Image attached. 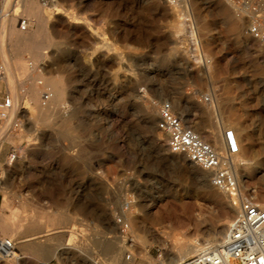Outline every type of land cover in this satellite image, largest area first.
Here are the masks:
<instances>
[{
	"label": "rangeland",
	"instance_id": "rangeland-1",
	"mask_svg": "<svg viewBox=\"0 0 264 264\" xmlns=\"http://www.w3.org/2000/svg\"><path fill=\"white\" fill-rule=\"evenodd\" d=\"M16 1L0 0V28L17 8L16 27L37 29V19ZM38 3L51 20L52 41L44 58L19 55L23 68H37L20 76V92L31 85L45 90L56 77L64 98L54 109L44 101L41 110L23 108L19 124L8 129L0 151V239L16 242L22 258L0 256V264H171L167 250L209 237L233 197L264 202V47L258 45L264 40L249 34L250 7L242 0ZM42 42L43 36L35 40ZM7 54L16 58L13 49ZM2 57L0 50V100L12 98ZM204 59L212 63L210 77ZM166 100L193 116L206 138L214 123L223 125L222 139L225 128L246 127L240 159L231 158L236 194L170 152L157 128ZM152 111H158L154 122L145 118ZM30 112L39 117L35 123ZM6 121L0 118V134ZM14 148L21 157L12 158ZM198 210L208 213L205 224ZM106 241L119 242L116 261Z\"/></svg>",
	"mask_w": 264,
	"mask_h": 264
},
{
	"label": "built area",
	"instance_id": "built-area-1",
	"mask_svg": "<svg viewBox=\"0 0 264 264\" xmlns=\"http://www.w3.org/2000/svg\"><path fill=\"white\" fill-rule=\"evenodd\" d=\"M250 7L249 34L256 39L264 40V0H242ZM27 22L21 20V27ZM51 97L50 89L42 94L47 102ZM13 100L7 95L0 100V118H5L12 107ZM157 128L166 137L170 152L184 155L191 163L207 170L210 183L226 193H237L239 182L231 162V155L239 152V139L232 128L224 131L225 152L216 149L204 140L187 123L186 112L175 111L170 101L159 105ZM19 123L16 122L15 125ZM19 148H14L12 158L21 157ZM11 239L0 245L2 250L12 248ZM127 259L132 258L129 252ZM175 264H264V205L252 196L242 198L237 213L230 220L224 234L212 245Z\"/></svg>",
	"mask_w": 264,
	"mask_h": 264
},
{
	"label": "bare ground",
	"instance_id": "bare-ground-1",
	"mask_svg": "<svg viewBox=\"0 0 264 264\" xmlns=\"http://www.w3.org/2000/svg\"><path fill=\"white\" fill-rule=\"evenodd\" d=\"M16 5H21V9L23 10V13H25L28 16V18L29 17H35V19H37V21H38L37 22L38 27L35 30L26 29L27 31L19 29V27L17 28L16 27V21H17L18 16H19V10L17 8L14 9L12 11V13H10L9 15H6L5 17L3 16V19L1 22L0 50H1V53L3 56L2 58L4 60L5 68H6V70H5L6 73L3 76V80L7 81L8 83L10 82L9 83L10 85L8 84V86L10 87V89H11L10 91L12 92L13 105L8 110L7 115H6L7 121H6L5 130L0 134L1 135V137H0V151L3 147V144L9 138L8 137V129L10 128V126H13L12 124H16V118L20 114V111L22 112V109L27 108L28 106H31V105H33L32 108L39 109V110H41L44 107L43 100H42V91L44 89H39V87H37L36 85H31V87H29L27 90H25L24 93L20 92V88L22 87V84L24 82V81H22V78L20 76L26 75L29 77L31 72L36 68V65L32 67L31 71L23 68L21 61L19 59V55L22 54L23 51H31L34 53L36 58H41V57H43V55H45V53H44L45 49L44 48L47 46H50L51 41H52V37H51L50 32H49V21H51V20H49L50 18L44 17L46 15L45 9L43 11V7L41 5H39L38 0H19L18 2L16 1ZM55 12L59 13V11H55ZM72 19H74V18H71L70 20L72 21ZM19 26H21V25H19ZM39 36H43V42L35 44V40L37 38H39ZM257 40H259V39H257ZM258 45H259V48H262V46L264 47V44L261 45L260 43H258ZM11 49L15 50V52H16V58L15 59H10V57L7 54V51L11 50ZM200 56H201V54H200ZM200 56H199V58L201 59ZM204 67L207 69L206 72H208V76L210 77V75H211L210 73L212 70V63L210 61L208 62L207 60H205ZM33 78H35V77H33ZM47 81L49 82L48 85H50V87L48 89H50V91H51V97L46 102V104H47L48 108L54 109V105L53 106H50V105L53 103H56L57 99H60V98L63 99L64 98V89H63V85H62L61 81L56 77H50ZM33 84H35V83H33ZM24 89H26V88H24ZM25 97H26V100H25ZM23 100L26 103V105H23V104L21 105ZM25 114L26 113H24V115ZM156 115H158V111L146 112L145 118L148 119V121L149 120L153 121L155 119ZM187 115H188L187 123L195 130V132H197L204 140L211 143L219 151H221L220 150L221 148H224V150H225V148H226L225 140L223 141L224 138L222 139V135H221L222 130H223L222 124H220V123L212 124L210 126V129L206 130V133H207L206 136L208 137V138H206L205 135L203 134V131L199 130L193 124L195 121L194 117L189 115V114H187ZM28 118L33 123H35L39 119L38 115H34L33 112L32 113L30 112ZM226 129L227 128H225L224 131ZM232 129L236 132L238 139H239V152L231 155L233 162L237 163L238 160L240 159L239 153H240L241 148H242L241 147L242 138L246 137L245 135L247 134V129L244 126H234V128H232ZM17 137H18L17 135L16 136L13 135L12 139L15 141H21L22 140V139L19 140L20 137H18L19 139ZM234 165L236 166L237 164H234ZM232 166H233V163H232ZM233 169H234V167H233ZM201 170H202L201 175L204 176L205 178H207L208 182H209V178H210L209 172L203 168H201ZM234 172H235V170H234ZM244 190H247V189L244 188ZM249 196H252V195H250V194H248V195L241 194V196L237 195V196L233 197L226 204V211L223 212L224 213V215H222L223 217L221 219H219L218 223L215 224V226L212 228V231H211L212 234L209 235V237L204 238L202 240L197 239V238H190L187 241L180 243L179 245H173L171 250L170 251L167 250V252H166L169 262L171 264H175L177 261L184 259L186 257H189L192 254L196 253L197 251L202 249L204 246H209V245L215 244L220 239L219 237L225 232L226 226L230 222L229 221L230 218L234 214L237 213L238 207H239V204H240L242 198L249 197ZM252 197L255 200L257 199V198H255L256 197L255 195ZM257 201H258V199H257ZM261 204L264 205V202H262ZM208 211H210V210H208ZM205 212H203V211L196 212V218L198 220H200V222H202L203 220L204 221L206 220L205 216H204ZM11 219H13V218H11ZM171 219L173 221H175L178 226H179V224H181V223L178 224V222H180L181 220L177 215L171 216ZM16 220H18V219H16ZM194 222H195V220H194ZM205 223H206V221L204 223L202 222V224H205ZM5 241H6V238H1L0 239V245L2 243H5ZM10 242L12 243V248L7 249V250H2L0 248V256H2L4 258H15L17 260L22 258V256H21L22 252H19L20 250L18 249L16 242H13L12 240H10ZM105 247H106L105 252L107 253L108 258L112 262L116 261L118 259V252H119V247H120L119 242L115 241V244H114V241H113V242H110V244H108V241H106ZM161 264H165V263H161ZM166 264H169V263L167 262Z\"/></svg>",
	"mask_w": 264,
	"mask_h": 264
},
{
	"label": "crops",
	"instance_id": "crops-1",
	"mask_svg": "<svg viewBox=\"0 0 264 264\" xmlns=\"http://www.w3.org/2000/svg\"><path fill=\"white\" fill-rule=\"evenodd\" d=\"M2 150V149H1ZM1 205H2V196L0 194V208H1Z\"/></svg>",
	"mask_w": 264,
	"mask_h": 264
}]
</instances>
